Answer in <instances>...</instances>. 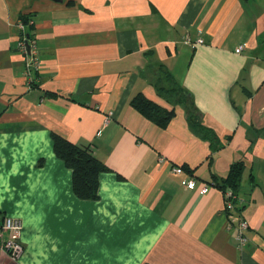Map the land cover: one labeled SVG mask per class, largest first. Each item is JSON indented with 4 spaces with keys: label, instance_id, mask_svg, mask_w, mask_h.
Listing matches in <instances>:
<instances>
[{
    "label": "crops",
    "instance_id": "obj_1",
    "mask_svg": "<svg viewBox=\"0 0 264 264\" xmlns=\"http://www.w3.org/2000/svg\"><path fill=\"white\" fill-rule=\"evenodd\" d=\"M22 15L38 50L31 86ZM156 64L189 92L215 151L184 107L156 92ZM137 95L173 112L166 126L132 107ZM54 135L89 146L108 168L97 199L76 197ZM237 161L240 247L212 184ZM5 217L21 221L23 252L12 260L0 250V264H264V0H0Z\"/></svg>",
    "mask_w": 264,
    "mask_h": 264
},
{
    "label": "trees",
    "instance_id": "obj_2",
    "mask_svg": "<svg viewBox=\"0 0 264 264\" xmlns=\"http://www.w3.org/2000/svg\"><path fill=\"white\" fill-rule=\"evenodd\" d=\"M19 19L25 27L24 36L30 38L33 30L31 18L22 15ZM149 69L153 72L152 83L156 92L167 102L184 107L190 130L198 138L208 141L211 151H215L217 138L212 130L199 122V116L190 100L189 92L177 84L165 65L156 64ZM33 84L34 82H31L30 86ZM130 103L136 111L160 127L166 126L173 117L172 111H167L141 95L134 97ZM52 141L55 156L72 172V189L76 197L82 200L97 199L98 175L107 171L108 168L94 156L89 146L72 144L56 135L53 136ZM244 171V163L237 161L230 166L225 178L214 177L212 181V184L222 192L224 203L230 202L233 205V211L230 214L234 216L241 214L244 208V200L239 195ZM248 179L252 182V176ZM226 189H229L236 198L226 197ZM226 216L228 217V212ZM231 223L235 227V223Z\"/></svg>",
    "mask_w": 264,
    "mask_h": 264
},
{
    "label": "built area",
    "instance_id": "obj_3",
    "mask_svg": "<svg viewBox=\"0 0 264 264\" xmlns=\"http://www.w3.org/2000/svg\"><path fill=\"white\" fill-rule=\"evenodd\" d=\"M19 28L21 32V38L18 41V48L25 54L26 62H25V72L28 78V83L35 82L36 80V73L38 71V60H37V48L34 41L30 40L24 36L25 34V27L19 22ZM185 44H193V42L188 38H184ZM196 43H202L201 39L195 41ZM244 46L240 45L236 48L235 52L239 53L243 50ZM177 170V169H176ZM196 186V181L192 178L188 179L184 183V187L187 190H193ZM208 191V186L204 185L200 193H205ZM226 197H233L232 192L229 189H226L225 192ZM233 211V205L230 202L224 203V213L228 212V220L230 222L235 223V236L238 242V246L244 245L246 242L245 232L248 229V225L246 221L243 219L241 214L239 215H231L230 212ZM22 229L21 221L17 218L13 217H5L0 222V250L3 251L5 254L9 256L10 259L16 260L20 257L23 252V247L19 242V236Z\"/></svg>",
    "mask_w": 264,
    "mask_h": 264
},
{
    "label": "water",
    "instance_id": "obj_4",
    "mask_svg": "<svg viewBox=\"0 0 264 264\" xmlns=\"http://www.w3.org/2000/svg\"><path fill=\"white\" fill-rule=\"evenodd\" d=\"M27 38H28V36H27Z\"/></svg>",
    "mask_w": 264,
    "mask_h": 264
}]
</instances>
